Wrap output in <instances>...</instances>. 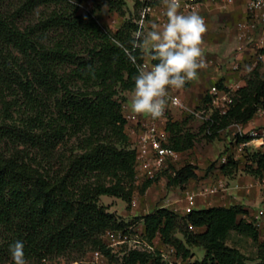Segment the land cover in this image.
<instances>
[{
	"label": "trees",
	"instance_id": "trees-1",
	"mask_svg": "<svg viewBox=\"0 0 264 264\" xmlns=\"http://www.w3.org/2000/svg\"><path fill=\"white\" fill-rule=\"evenodd\" d=\"M61 1L71 3L74 10L51 17L39 28L40 35L52 30L57 33L52 39L46 38L48 44L33 39V30L23 31L11 20L0 18V99L5 103L6 96H13L16 101L21 97L25 110L35 115L30 119L33 123L46 108L44 101L55 97L57 115L65 124L89 130L90 151L77 156L65 174L43 178L18 150L28 139L35 141L36 135L32 139L29 135L33 133L26 129L0 125V261L11 258L9 246L17 239L24 242L27 262L60 257L88 245L108 253L100 236L106 230L126 227L100 204V198L125 199L122 179L132 181L135 175V152L123 147L127 143V122L115 97L118 88L133 91L138 69L123 49L132 47L130 41L142 9L147 5L156 7L159 0H133L135 19L125 22L116 32L103 29L95 13L108 5L124 16L126 0H92L93 11L80 15L77 10L84 0H29L25 8ZM83 44L87 46L88 58L77 54L76 47ZM135 56L141 61L144 50L138 49ZM263 64L259 63L246 76L244 86L231 98L228 112L221 116L214 113L212 122H205L209 140L216 139L220 131L231 125L249 123L264 110ZM217 85L222 87L223 80ZM206 103L208 96L203 101ZM183 126L168 125L171 145L179 152L191 149L195 143V135L184 133ZM62 137V131L54 132L46 135L43 143H35L49 154ZM249 140L239 138L238 142ZM249 161L252 164L245 170L264 177V154L252 153ZM237 168L238 162L231 157L222 165L225 173L231 174ZM194 170L193 165L176 170L172 183L185 184L196 176ZM102 177L118 181L106 186ZM153 182L148 181L145 186ZM246 213L238 205L194 210L185 215L160 208L142 219L147 236L159 235L184 258L192 257L190 249L194 247L204 250L203 264H264V238L260 240L253 224L238 221ZM199 229L203 231H195ZM178 233L183 240L177 237ZM232 233L248 237L257 245L255 260L228 245ZM126 264L162 263L157 253L135 250L126 258Z\"/></svg>",
	"mask_w": 264,
	"mask_h": 264
},
{
	"label": "rangeland",
	"instance_id": "rangeland-1",
	"mask_svg": "<svg viewBox=\"0 0 264 264\" xmlns=\"http://www.w3.org/2000/svg\"><path fill=\"white\" fill-rule=\"evenodd\" d=\"M28 1L29 0H0V18L11 20L23 31L33 30V39L37 38V41H40V43L48 44L45 42L47 40L46 38L52 39L57 33L55 30H52L46 35H40L39 28H42L43 24L51 19V17L68 15L69 10L73 11L74 9L70 6L71 3L67 4L65 1H61L57 4L25 8ZM202 1L205 2L204 0ZM211 1L210 7L216 11L212 13L211 17H208V22L206 23L207 31L203 34V42L201 44L202 53L203 55H207L208 57L206 58L209 60L207 61L208 65L204 69L208 74H211L215 67L219 70H225V68L231 66L235 57H237L236 53L240 51L241 43L238 40V33L240 25L244 23L243 21H240L239 17L238 20H232L225 15L229 8L234 7L235 3L222 7L223 0ZM72 4L74 3L72 2ZM93 8L94 4L92 0H84L83 4H81L77 10V14L80 15L85 12H92ZM123 11L125 13L124 16L116 10H112L108 5H104L100 11L95 13V15L103 29L116 32L125 22L132 18L135 19L136 11L134 1L126 0V6L123 7ZM147 31L145 30V32ZM259 33L260 29L258 28L253 34L254 36H257ZM86 50L87 46L85 44L76 47L77 54L81 58L89 57ZM245 50L246 52H249L251 50V44L246 43V45L243 46L242 51ZM14 55L19 59L22 58L18 53H15ZM261 72L264 73V64L262 65ZM190 82L191 81L186 82L185 87L182 89H188L191 84ZM214 82L210 80L207 83L208 88ZM79 85H81V82H79ZM118 92L119 93L115 99L121 104L123 115L136 114L130 108L133 91H125L118 88ZM54 98L55 97L50 101L49 99L44 101L46 102L44 105L46 108H44L39 120L36 122L34 121L33 123H31L30 119L35 115L29 112V110H25L23 104L24 101L21 97H19V101H16L13 96H6L5 103L3 99H0V125L16 126V128L22 130L26 129L33 133L32 135H29L32 139L36 135L34 138L35 141L28 139L25 144L18 146V150L23 152L22 155H20L22 159H24V161L33 169L37 170L43 178L65 174L68 166L77 156L90 151L89 130L87 128L78 130L73 126L65 124L57 115ZM207 105L208 103L202 105L201 109L205 108ZM260 114L264 115V113ZM137 115L139 116V114ZM182 123L184 124V133L188 132L195 135V143L191 150L183 152L181 159L175 166L170 167L164 172L165 174L163 173L164 178H158L153 182L156 186H152L153 188L155 187L152 191L157 193L160 192L163 196L161 201L156 204V207H158L165 199L177 201L179 197H182L188 191L189 193H195L199 198L208 199L211 197H205L201 193L206 191L207 188L218 186L221 182L220 180L224 179V177L218 175L213 181L210 180V175L214 177V174L217 173L221 167V159L224 156L231 157L235 154H237V157L240 156L237 161L239 170L235 173L234 179L251 175L245 169L249 166L248 161L250 154H252L250 152L252 148H246L243 153L239 151L237 146L239 139L234 135L236 132L234 129L225 130L223 133H219V136L216 139L209 140L207 138L208 131L204 120L193 115L184 114L182 117ZM29 124L31 125L27 129ZM59 131L63 132V137L60 140V143H58L49 154L45 152L43 146L40 147L39 145H36L35 142L37 141L43 143L46 135ZM124 133L127 137V143L123 145V147L127 150H133L134 136L132 133V126L126 124ZM117 147L121 148L120 144H117ZM8 148L10 149V147ZM13 150H16V147H13ZM186 165H193L196 171L203 172L204 174L197 175V177L191 180L187 185H174L172 183L174 178L173 172L180 170ZM206 179L208 181L201 183V181ZM256 180L258 186L261 187L263 185L262 181L259 178H256ZM101 181L106 186H111L117 183L118 178L102 177ZM214 182H217V184L212 185L211 183ZM145 183L146 182H139L136 185L135 175L132 181L123 178L121 186L126 193L125 199L108 196L100 198V204L107 207L108 211L113 213L119 222H124L126 224V227L123 230H106L100 236V240L104 245L107 246V243L109 242L107 233L110 231L123 232L128 235L130 239L144 240L145 242L158 245L161 243L157 234L154 237H149L143 229V226L145 227L142 219L145 214L143 210L148 208L147 205L150 203L149 199L147 201V198H145L150 185L145 186ZM223 183L226 188L230 185L225 179L223 180ZM159 188H161V191L158 190ZM260 195L261 197L264 196L263 190H260ZM133 198L137 199V206L135 207L132 206ZM172 208L173 212L176 214L181 212V208L178 206H173ZM177 237L183 240L181 234L178 233ZM228 245L240 249V251L251 260H255L257 256V245L248 237L232 233L228 240ZM135 250L140 251L139 249H135V244L132 242L117 245L114 248L108 249V253H103L104 258L101 264H126V258H128L130 253ZM190 250L193 257L195 256L196 259L203 260L204 250L202 248L193 247ZM96 251L101 250L100 248H94L88 245L84 249L74 250L60 257L44 261H31L27 262V264H94L92 254ZM0 264H13V261L10 258L0 261Z\"/></svg>",
	"mask_w": 264,
	"mask_h": 264
},
{
	"label": "built area",
	"instance_id": "built-area-1",
	"mask_svg": "<svg viewBox=\"0 0 264 264\" xmlns=\"http://www.w3.org/2000/svg\"><path fill=\"white\" fill-rule=\"evenodd\" d=\"M236 0H223L222 7H226L228 4L235 3ZM205 8V3L202 0H182L180 11L184 14L191 12L200 13ZM155 7L150 5L145 6L142 9L140 19L144 20V27L148 17L153 13ZM246 14L247 20L239 27L238 40L241 43L240 51L246 43L251 44V50L254 52V58L250 62L249 67L251 71L257 68L259 63L264 62V0H246ZM204 18V17H203ZM166 16H160L158 23L163 24L166 21ZM206 23V19L204 18ZM260 29V33L254 36V32ZM132 48V47H131ZM138 49L132 52L133 60L129 55L132 63L137 67L144 65L154 64L152 60L146 59L144 56L141 61L137 59L135 53ZM248 67V68H249ZM241 70V63L237 57H235L231 64V71L236 73ZM251 71L247 70L245 76ZM246 78V77H245ZM245 84L244 82H224L222 87H219L217 83L212 85L208 90L207 96L209 97V103L205 108H190L181 99L180 96L174 93V89H171L169 94L172 97H176L179 100V104H173L169 102L165 109L164 115L158 119H152L147 115L148 121H144L137 114H128L124 116L126 124L130 126L132 124V133L134 136L133 150L135 152V184L139 182L156 181L165 171L170 167L175 166L180 158L181 153L174 149L171 145L170 133L167 129V125L170 120V109L176 108L185 114L193 115L205 122H212L213 113H217L220 116L225 115L231 103V98L234 94L240 90ZM212 113V114H210ZM259 113H264V110H260ZM236 132L234 133L239 138H250L251 142H254L259 147H264V130L256 131L252 130L249 133H244L241 124H234ZM249 142H240L238 149L240 152H245ZM230 156H224L221 159V164H226ZM175 176V172H173ZM264 183V177L262 178ZM225 184L223 181L218 186L213 188H207L201 194L205 197L213 196L225 190ZM197 195L195 193H186V206L184 208V215L189 214L196 210ZM132 206H137V199L133 198ZM107 237L109 242L107 248L111 249L117 245H122L127 242L135 244V249H139L143 252L157 253L160 257L162 264H203L202 260H198L195 257L184 258L179 254L177 248L173 245L166 244L162 240L161 243L153 244L145 242L144 240L130 239L128 235L123 232H108ZM104 258V254L100 251H96L92 254L94 264H101ZM218 264V263H214Z\"/></svg>",
	"mask_w": 264,
	"mask_h": 264
},
{
	"label": "clouds",
	"instance_id": "clouds-1",
	"mask_svg": "<svg viewBox=\"0 0 264 264\" xmlns=\"http://www.w3.org/2000/svg\"><path fill=\"white\" fill-rule=\"evenodd\" d=\"M164 3L166 21L152 22L150 30L145 32L141 18L132 34V48L123 49L133 60L132 52L142 49L147 51L150 60L158 61L138 67L130 104L134 113L152 119L161 118L169 102L180 103L178 98L170 96L171 89L184 88L186 82L197 79L198 69L206 67L201 49L203 34L207 31L204 18L198 12H181L182 0H164ZM9 250L13 264H27L22 240H15Z\"/></svg>",
	"mask_w": 264,
	"mask_h": 264
},
{
	"label": "crops",
	"instance_id": "crops-1",
	"mask_svg": "<svg viewBox=\"0 0 264 264\" xmlns=\"http://www.w3.org/2000/svg\"><path fill=\"white\" fill-rule=\"evenodd\" d=\"M159 4L155 7L153 13L150 15V17L148 18V21L146 22V26H145V30H150V25L152 22H156L158 23V18L160 16L164 15V12L166 10V5L164 3V0H159ZM205 2V8L199 13L202 17H204L206 19V23L208 22V17L212 16V13H214L216 10L210 7V3L212 2L211 0H204ZM225 15L228 16V18L232 19V20H238L240 18V21L245 22L247 20V14H246V0H236L234 7L229 8V10L225 13ZM239 17V18H238ZM237 54V58L239 59L240 63L242 64L241 66V70L239 72H232L231 71V66L225 68V70H219L217 67L213 68L211 74L206 73V71H204L205 67L202 69H198V77L197 79L191 81L190 83V87L186 90H176L174 89V93L178 96L181 97L182 101L190 108L194 109V108H200L203 104V101L205 99V97H207V93L208 90L210 89V87L212 85H214L215 83L223 80V83L226 82H240L243 81L245 79V75L247 73L248 67L250 65V62L253 60L254 58V52L252 50H250L249 52L246 50L245 51H239ZM144 57L146 59H149V55L147 53L146 50H144ZM207 55H203V60L206 64L208 58ZM246 63V64H245ZM212 80L214 83L208 88L207 83ZM185 113L176 109V108H171L170 109V120H169V124L171 123H182V117ZM139 116L144 120V121H148L147 115H141L139 114ZM168 125H167V129H168ZM130 126H132V124H130ZM241 127L244 131V133H249L252 130H256V131H261L264 130V115L260 114L259 112L255 115V117L252 119V121H250L247 124H241ZM234 129L236 130V127L234 125H231L229 128L225 129ZM225 130L220 131L219 133H223ZM169 131V129H168ZM170 133V131H169ZM219 136V135H218ZM170 138H171V134H170ZM249 142L247 147H251L252 150H250L251 153H262L264 154V147H259L257 144H255L254 142H251L250 140L247 141ZM240 142H238L239 144ZM238 146V145H237ZM193 148V147H192ZM191 148V149H192ZM245 148V150H246ZM191 149H188L186 151L183 152H187ZM183 152L181 153V157L183 155ZM234 160L238 161V158L240 156L237 157V154H235L234 156H231ZM242 158V157H241ZM181 159V158H180ZM248 164L251 165V161H248ZM237 170H239L238 168L236 170H234L233 173H225L222 170V165L218 170V174L215 173L214 177H212L210 175V180L213 181L214 178H216V176H222L224 177L225 180L228 181V183L230 185L227 186V188L225 190H223L222 192H219L218 195L215 196H211L208 199L206 198H197V205H196V210H200V209H208V208H212V207H231V206H242V208L247 212L246 214L240 215L238 217V221L244 220L245 222L249 223V224H253L255 227H257L259 234H260V240H263L264 238V196L261 197L260 195V190L264 191V183L263 185L260 187L257 184V180L256 178H259L262 181L263 177H257L254 175H246L245 177L239 178V179H234L235 173L237 172ZM196 176L190 180H188L185 184L183 185H187L189 184V182L193 179H195L197 177V175H203V172H198L196 171V169L194 170ZM165 174V173H164ZM160 178H164V175L162 174ZM223 179V180H224ZM220 180V179H219ZM220 180V181H223ZM208 181L203 180L201 181V183ZM211 182V181H210ZM219 182V181H217ZM217 182L211 183L212 185H216ZM155 183L150 184V186L148 187L147 190V195L145 198H147V201L149 199L148 203V208L144 209V216L151 214L153 212H155L156 210L160 209V208H166L169 209L171 211H173V206L175 207H179L181 208V212H179L180 215H184V208L186 206V194H184L182 197H179V199L177 201H171L170 199H165L163 200V202L156 207L157 203H159L162 199V193L160 194V192H154L152 191V189H154L152 186H156L154 185ZM182 185V186H183ZM162 187V186H161ZM161 188H159L158 190H160ZM157 190V191H158ZM256 201V202H255ZM178 211V210H175ZM144 232L146 233V229L143 226ZM195 231H203V229H199V230H195ZM159 236V235H158ZM160 239V236H159ZM161 240V239H160ZM205 254V252H204ZM195 257V256H194Z\"/></svg>",
	"mask_w": 264,
	"mask_h": 264
}]
</instances>
